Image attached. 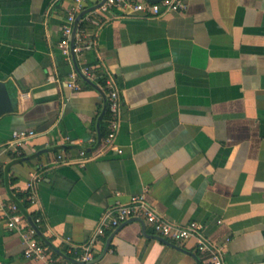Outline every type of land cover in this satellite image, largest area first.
I'll list each match as a JSON object with an SVG mask.
<instances>
[{"label": "crops", "instance_id": "1", "mask_svg": "<svg viewBox=\"0 0 264 264\" xmlns=\"http://www.w3.org/2000/svg\"><path fill=\"white\" fill-rule=\"evenodd\" d=\"M72 2L0 0V82L12 103L0 114V264H46L24 256L20 230L6 225L11 205L29 223L40 217L35 237L61 261L82 251L108 209L140 192L167 219L202 223L209 240L225 243L226 264L264 262V0H185L159 15L90 2L78 25L94 44L66 56L59 41ZM83 64H96L94 75L71 88ZM107 72L121 120L114 147L97 150ZM26 129L35 132L26 143L9 144ZM81 150L83 165L65 162ZM93 257L206 264L194 238H163L138 219L105 227Z\"/></svg>", "mask_w": 264, "mask_h": 264}, {"label": "built area", "instance_id": "2", "mask_svg": "<svg viewBox=\"0 0 264 264\" xmlns=\"http://www.w3.org/2000/svg\"><path fill=\"white\" fill-rule=\"evenodd\" d=\"M90 2L97 4L98 9L103 12H110L114 9L122 10L127 14L141 13L143 15H159L166 11H180L185 8V0H73L72 4L66 8V18L62 24L63 37L59 41V47L63 54L69 56L71 53H80L84 48L92 47L93 41L86 38L85 32L79 27L76 18L78 13ZM96 64H83L71 73V78L67 81L68 86L77 89L80 87L78 78H92ZM105 88L108 116L107 132L99 140L97 150L107 147H114V139L121 120V94L114 77L107 72L105 76ZM35 134L34 130L26 129L16 132L9 141L10 145L22 146ZM116 151H121L115 147ZM58 158L64 159L62 155ZM87 157L85 151H80V156L76 159L65 160L73 161L83 165ZM40 179L38 172L31 174L27 182L28 199L30 203H36L35 184ZM11 213L5 219L9 228L20 230L25 243L23 254L26 258L37 257L45 260L46 264H97L93 257V240L104 233L105 227L115 228L130 219L142 220L148 224L157 234L163 238L183 243L190 238H194L196 250L206 258V264H226L224 260L225 243H218L209 240L204 234L203 225L199 221L191 220L186 223H178L167 219L159 210L148 200L143 192L131 194L127 202H117L108 209L97 226L90 241L83 246L80 253L69 256L63 260H58L48 247L35 237L36 229L34 224L40 221L36 216L32 223L26 221L24 216L17 212L15 205L10 206ZM256 264H264L259 262Z\"/></svg>", "mask_w": 264, "mask_h": 264}, {"label": "water", "instance_id": "3", "mask_svg": "<svg viewBox=\"0 0 264 264\" xmlns=\"http://www.w3.org/2000/svg\"><path fill=\"white\" fill-rule=\"evenodd\" d=\"M83 11L77 15L76 22L83 15ZM12 110V103L4 82H0V114ZM107 245V243H106Z\"/></svg>", "mask_w": 264, "mask_h": 264}, {"label": "trees", "instance_id": "4", "mask_svg": "<svg viewBox=\"0 0 264 264\" xmlns=\"http://www.w3.org/2000/svg\"><path fill=\"white\" fill-rule=\"evenodd\" d=\"M81 25H83V22H80V26ZM17 198H18V200H21V199L23 200L19 206L24 208L27 204V200H26V198H24V193H18Z\"/></svg>", "mask_w": 264, "mask_h": 264}]
</instances>
